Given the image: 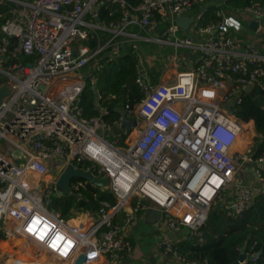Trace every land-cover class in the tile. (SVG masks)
I'll use <instances>...</instances> for the list:
<instances>
[{
    "label": "built area",
    "instance_id": "built-area-1",
    "mask_svg": "<svg viewBox=\"0 0 264 264\" xmlns=\"http://www.w3.org/2000/svg\"><path fill=\"white\" fill-rule=\"evenodd\" d=\"M204 1L142 0L132 6L126 0H0V87L11 91L0 105V226L13 220V246L26 258L37 264H121L134 250L132 227L154 206L162 212L159 250L197 264L179 251L175 233L189 229V239L202 244L212 210L220 205L229 216L241 215L264 195V153L250 155L251 141L244 151L236 148L253 130L252 120L235 114L255 85L264 88V53L242 43L239 36L250 27L233 15L209 25L193 16L189 28L205 37L184 35L178 19ZM106 2L120 5L121 18L101 19ZM243 9L261 29L264 2ZM141 40L196 51L198 63L170 84L154 83ZM126 54L137 59L143 95L127 94L120 103L114 102L117 93L101 95L99 114L85 117L87 67ZM171 58L179 66L178 57ZM22 156L25 161L17 163ZM242 162L253 169L257 192L244 184L228 195ZM70 165L108 178L116 204L103 201L82 216L51 208ZM87 183L94 185L73 178L70 193L82 196Z\"/></svg>",
    "mask_w": 264,
    "mask_h": 264
},
{
    "label": "trees",
    "instance_id": "trees-1",
    "mask_svg": "<svg viewBox=\"0 0 264 264\" xmlns=\"http://www.w3.org/2000/svg\"><path fill=\"white\" fill-rule=\"evenodd\" d=\"M130 5L137 6L142 0H126ZM211 0L195 5V9L202 13L204 25L217 22L223 17L222 11L228 9H242L253 2H264V0H227L224 5L209 4ZM229 14V12H227ZM122 16V8L119 4L106 2L100 8L102 20L114 21ZM96 41L91 45L95 46ZM22 60L29 62L34 60L33 56H23ZM136 62L132 54H126L119 59L107 63L96 69L88 68V77L85 89L82 93L81 106L83 115L87 118L99 114L96 107L95 88L100 91L102 97L110 93H117L118 98L114 101L121 102L124 96L130 94L133 99H139L143 93L136 83ZM153 72V69L150 68ZM150 71V72H151ZM95 75L93 82L91 76ZM153 77V76H152ZM154 79V78H153ZM115 114V109L112 108ZM235 114L244 121L253 120L255 135L251 146V154L255 157L264 153V88L255 85L248 92L241 104L237 105ZM0 182V188L2 187ZM103 201L116 204V196L109 188L94 186L87 183L82 191V196L77 194H63L53 197L54 208L61 211L64 216H70L72 209L80 208L97 211ZM204 243L200 244L195 239H185L179 242V251L187 256L189 260H195L197 264H207L213 260L217 264H230L238 260L240 250L247 245V252L251 255L259 253L256 260H249L244 264H264V195L256 196L255 204L243 214L229 216L222 206H218L209 214L204 226ZM25 260L20 259L16 264H23Z\"/></svg>",
    "mask_w": 264,
    "mask_h": 264
},
{
    "label": "crops",
    "instance_id": "crops-1",
    "mask_svg": "<svg viewBox=\"0 0 264 264\" xmlns=\"http://www.w3.org/2000/svg\"><path fill=\"white\" fill-rule=\"evenodd\" d=\"M226 1L225 0H211L209 4H215L218 6H222L225 4ZM222 14L223 15H232L231 13H229V14L225 13L224 10L222 11ZM196 15H202V13L194 8L192 11H190L188 13L187 16L193 17ZM201 17H202V20L204 21L203 16H201ZM252 17H253V15H252ZM253 20H254V17L251 21H253ZM251 21H249L247 24H244V25L247 26V28H249V24ZM261 26H262L261 29L257 28V30H252L249 28L248 30H252V34H249L247 36L242 35V36H239V38L242 40L243 44L253 43L257 47H259L260 50L264 53V23H262ZM131 30L132 31H138L137 27H133V28H131ZM182 33L184 35H189V36H193V37H199V38L205 37V35L196 36L195 32L193 30H191L190 28H188L187 31H182ZM158 43H162V42H158ZM162 44L168 45L165 43H162ZM183 49L184 50L182 51V53L179 54L180 56H178L176 54V56L178 57L179 66H175L173 64V60L171 57L174 55H169V58L171 59L172 64H173L172 67H166L165 68L162 65H156L155 68H152L153 72L151 70H149V68L147 67L151 77L153 76L152 79L154 78L153 79L154 83L170 84L175 80L178 72H180L182 70H189V69H192L193 67L196 66V64L198 63V60H199V53L196 51H193L191 49H188V48H183ZM179 68H182V69L180 70ZM118 103H120V102H118ZM253 123H254V121L252 120V130H253L252 134L254 136L255 132H254V128H253ZM246 172H247V180H246L247 185H249V186L252 185L253 188L256 186L259 187V183L257 181V178H256L254 172H253V169L248 168V170H246ZM238 175H240V174H238ZM241 182H243V180ZM149 208L151 209V210H149L151 212V217L148 216V214L146 213L147 209H149ZM155 213H158L159 218L162 217V216H160V215H162V212L160 209H158L154 206H148L143 211L139 223L137 225H135L134 227H132L128 237L130 238V240L132 241V243L134 245L133 252L135 251L134 238H136L138 244L142 245L144 251L148 245H152V247L151 246L150 247H151V250L153 252V257L150 258L151 261L149 260L150 263H148V264H184L182 262H178L172 256H165L159 250V248L157 246V241H158V238L160 235V231L157 227L158 221L155 220L156 217L158 218V215L155 216ZM183 230L180 231L182 233V237L180 239H178V238H174V239H176L179 242H181L185 239H189L191 232L189 231V229H183ZM155 231L159 232L158 236L155 234ZM173 237H175V235ZM18 259L25 260V262L23 264H33L34 263V261L26 258L23 254H21L18 257ZM133 261H134L133 255L132 256L129 255L126 258L124 264H133Z\"/></svg>",
    "mask_w": 264,
    "mask_h": 264
},
{
    "label": "rangeland",
    "instance_id": "rangeland-1",
    "mask_svg": "<svg viewBox=\"0 0 264 264\" xmlns=\"http://www.w3.org/2000/svg\"><path fill=\"white\" fill-rule=\"evenodd\" d=\"M227 12H229L233 16L237 17L239 20H241V22L243 24H247L249 21H251L253 19L252 15L248 11H246L244 9H228V10H225V13H227ZM249 34H252V30H246L245 33H244V36L245 35L247 36ZM153 35H156V33H153ZM139 44H140L141 56L143 57V59H144V61L146 63V66L149 68V70H150V68H155L156 65H162L165 68L166 67H172L173 64H172L171 59L169 58V55H176L177 54L178 56H180L179 54H181L182 51L184 50L183 48H177V47L171 46V45H164L162 43H158V42H155V41H142L141 40V41H139ZM97 65H98L97 62L91 63L87 67L86 70L88 71V68H90V67H92L93 69H96V68H98ZM179 69L181 70L182 68H179ZM108 137L111 140L114 139L112 136H108ZM241 137H243V138H240V140L238 141L236 146L244 145L247 148V146H248L250 141L253 144V137L254 136H253L252 132H250L249 130H246ZM252 144L250 145V150L248 151V153L250 155H251V146H252ZM7 147L9 149H13V147L11 145H7ZM236 148L240 149L239 147H236ZM25 159L26 158L24 156H22L20 158H16L15 161L17 163H21V162H24ZM53 163L55 165H57V162L54 161ZM250 167L251 166H249L246 162H242L239 165L238 171L240 172V175H236L234 181L227 185V193H228V195L234 194L236 192V190L240 186H242L244 184H247L246 183V180H247V172H246V170H248V168H250ZM242 180H243V182H241ZM257 188H258V186L254 187L255 190ZM256 192H257V190H256ZM223 203H226V199L223 200ZM52 207H54V204H51V208ZM149 210H151V209L150 208L147 209L146 213L148 214V216L151 217V212ZM85 213H87V209H83L82 207H80V208L72 209L71 215H73V216H75V215L82 216ZM95 214H97V213H95ZM157 215H158V213H155V216H157ZM160 216H162V215H160ZM156 218H155V220L158 221L157 224H159L160 221H161V218H159V215H158V218L157 219ZM6 224H8L9 227H12L13 226V220L9 218L7 220ZM2 227H3V225L0 226V229ZM158 233L159 232L155 231V234L157 236H158ZM181 237H182V233L181 232H176L175 233V237L174 238L180 239ZM1 241H2V238L0 236V242ZM134 242H135V251L132 254H130L131 256L133 255V260H134L133 264H148V263H150L149 260H150V258L153 257V252L151 250L152 245H148L145 248V251H144L142 245L138 244L136 238H134ZM124 262L125 261H121V264H124Z\"/></svg>",
    "mask_w": 264,
    "mask_h": 264
},
{
    "label": "water",
    "instance_id": "water-1",
    "mask_svg": "<svg viewBox=\"0 0 264 264\" xmlns=\"http://www.w3.org/2000/svg\"><path fill=\"white\" fill-rule=\"evenodd\" d=\"M194 18L191 16H182L178 19V25L179 28L182 31H187L190 24L193 22ZM259 26V21L257 20H253L251 22V24L249 25L250 29L252 30H257ZM160 31V29H159ZM76 53V51H75ZM95 88V105L96 107L99 106V102H100V98H101V94L100 91ZM11 93L10 89L8 86H2L0 87V105L1 102L3 100V98L6 95H9ZM232 103H229L227 108L229 110V112H232V108H231ZM134 123H136L134 121ZM82 178V179H87L90 180L94 185L103 187V188H107L109 185V180L108 178H98V177H94L91 173L85 172L83 171L81 168H74L72 165L68 166V168L65 170V172L61 175L60 179H59V194L63 195V194H70V181L73 178ZM259 256L258 254L255 255H251L247 252V245H244L241 250H240V255L237 261L232 262L230 264H244L245 262L251 260L253 257ZM83 257L79 260L82 261ZM207 264H217L216 262H214L213 260H208Z\"/></svg>",
    "mask_w": 264,
    "mask_h": 264
},
{
    "label": "bare ground",
    "instance_id": "bare-ground-1",
    "mask_svg": "<svg viewBox=\"0 0 264 264\" xmlns=\"http://www.w3.org/2000/svg\"><path fill=\"white\" fill-rule=\"evenodd\" d=\"M236 147H239L241 151H243L246 148L244 145L236 146ZM0 236L2 238V241L0 242V264H16V261L20 260L18 259V257L22 253L17 251L13 246L14 235L12 234L11 227H9L8 224H6L0 229Z\"/></svg>",
    "mask_w": 264,
    "mask_h": 264
},
{
    "label": "snow or ice",
    "instance_id": "snow-or-ice-1",
    "mask_svg": "<svg viewBox=\"0 0 264 264\" xmlns=\"http://www.w3.org/2000/svg\"><path fill=\"white\" fill-rule=\"evenodd\" d=\"M39 221H37V223H38ZM30 231H32L33 229H29ZM41 239H43V236L41 237ZM60 239H62V237H60Z\"/></svg>",
    "mask_w": 264,
    "mask_h": 264
}]
</instances>
